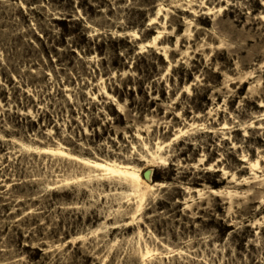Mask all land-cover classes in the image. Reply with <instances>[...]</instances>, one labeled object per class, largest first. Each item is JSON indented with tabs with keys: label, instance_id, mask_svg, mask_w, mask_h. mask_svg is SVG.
Here are the masks:
<instances>
[{
	"label": "rangeland",
	"instance_id": "374dc122",
	"mask_svg": "<svg viewBox=\"0 0 264 264\" xmlns=\"http://www.w3.org/2000/svg\"><path fill=\"white\" fill-rule=\"evenodd\" d=\"M0 264H264V0H0Z\"/></svg>",
	"mask_w": 264,
	"mask_h": 264
},
{
	"label": "bare ground",
	"instance_id": "6f19581e",
	"mask_svg": "<svg viewBox=\"0 0 264 264\" xmlns=\"http://www.w3.org/2000/svg\"><path fill=\"white\" fill-rule=\"evenodd\" d=\"M92 166L96 168L97 170H100L104 172L105 174L109 175L110 177L111 176L116 177L118 175H121V176L126 177L127 179L130 178L131 181L136 185L138 189L139 187H149L148 184L140 176L139 172H135L134 170L130 171V169L127 167L118 166L115 164H103V163H93ZM151 174H152V170H150L147 173L146 177L148 180L151 178ZM211 193H217V192L212 190Z\"/></svg>",
	"mask_w": 264,
	"mask_h": 264
},
{
	"label": "water",
	"instance_id": "95a60500",
	"mask_svg": "<svg viewBox=\"0 0 264 264\" xmlns=\"http://www.w3.org/2000/svg\"><path fill=\"white\" fill-rule=\"evenodd\" d=\"M152 175V174H151Z\"/></svg>",
	"mask_w": 264,
	"mask_h": 264
}]
</instances>
